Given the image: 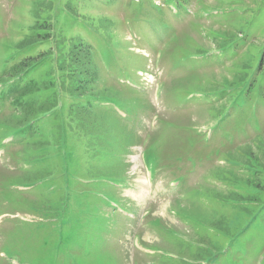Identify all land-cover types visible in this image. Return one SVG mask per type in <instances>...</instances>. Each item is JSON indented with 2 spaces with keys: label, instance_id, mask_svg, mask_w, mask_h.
Wrapping results in <instances>:
<instances>
[{
  "label": "rangeland",
  "instance_id": "rangeland-1",
  "mask_svg": "<svg viewBox=\"0 0 264 264\" xmlns=\"http://www.w3.org/2000/svg\"><path fill=\"white\" fill-rule=\"evenodd\" d=\"M41 2L118 96L91 104L111 136L65 131L66 173L53 64L2 82L51 45L14 47ZM0 264H264V0H0Z\"/></svg>",
  "mask_w": 264,
  "mask_h": 264
},
{
  "label": "trees",
  "instance_id": "trees-1",
  "mask_svg": "<svg viewBox=\"0 0 264 264\" xmlns=\"http://www.w3.org/2000/svg\"><path fill=\"white\" fill-rule=\"evenodd\" d=\"M49 10V6L45 7L44 2H41L36 11V16L41 17L34 22L36 34L34 36H30V38H22L14 47L27 50L36 45L40 46L44 43V41L51 42V45H48L46 50H41L35 55L20 58L17 62L13 63L8 72L9 78L3 80L2 82H7L13 79L16 81L25 79L28 74L34 72L36 66L43 62L46 58H48L51 65L53 64L56 75L53 80H47L45 82V85H47L46 88L49 92L55 90V99H60L58 98L60 94L61 96L64 94L74 99V102L70 103L67 108V119L64 121L63 127L60 123V126H58V130L55 132L53 137V141L58 142V145L54 146V152H56L57 156L61 158L60 162L63 167L62 170L65 172V168L63 166L64 157L62 154V147H60L65 137V131H71L72 134L81 133L83 136H88L94 139H101V136H111L112 134L108 130V124L101 115L94 112L92 105L93 102H96L98 105L109 103L118 98V96L114 94L112 90H108L105 87L99 88L95 84L97 68L91 54L93 51L92 43L83 40L80 35L68 38L65 34H63L62 30L53 31L51 29L52 22L58 21L63 15L65 16V14L58 7L52 9L50 13H46L45 16H42L43 13L48 12ZM51 16L53 17L52 19ZM95 30L102 33L103 36V41H96L98 43V47L96 49L104 51L105 47L109 43L110 37L106 35L105 27L104 29ZM40 37L44 40H40ZM100 57L106 60L109 59L105 58L104 55H100ZM43 84L44 82L42 84H34V82H31L29 88L32 91H35L42 88ZM58 108V100L52 102L48 98L45 102H42L40 106H38V109L32 110L30 114L25 113V111L22 112L17 120L21 123L27 121L25 124L28 125L32 120L37 119V124L41 119L38 118L37 115L43 114L41 111L46 113L51 109H55L57 114L60 109ZM30 127L33 126H27V128ZM49 142L51 143V147H53L51 140H49ZM39 144L38 140H35L33 144H27V148H31L29 151L31 154L29 152L24 154L25 159L31 160L32 158L38 156V154H34L33 151H35L37 146L38 149L42 147V144ZM65 145L67 148V143L63 146ZM89 145L94 146L93 144ZM69 152H71V150ZM109 161L113 163L114 159L111 158Z\"/></svg>",
  "mask_w": 264,
  "mask_h": 264
}]
</instances>
